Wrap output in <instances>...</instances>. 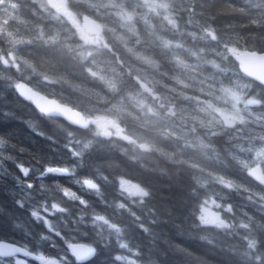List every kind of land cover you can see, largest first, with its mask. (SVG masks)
Wrapping results in <instances>:
<instances>
[{
	"label": "trees",
	"instance_id": "1",
	"mask_svg": "<svg viewBox=\"0 0 264 264\" xmlns=\"http://www.w3.org/2000/svg\"><path fill=\"white\" fill-rule=\"evenodd\" d=\"M118 4L130 14L127 25L114 13ZM83 16L102 26L91 41ZM0 22V213H8L0 240L49 259L66 254V239L103 248L99 229L74 223L99 213L122 229H104L110 246L99 264H112L113 251L124 264H264V186L249 174L250 148L264 145V85L234 54L264 52V0H0ZM20 81L102 127L46 116L18 94ZM225 89L254 100L248 119L212 128L188 115ZM49 166L74 171L42 175ZM85 178L100 192L77 183ZM142 188L151 193L143 204ZM24 197L28 213L39 207L56 228L16 212L13 200ZM207 200L219 223L202 220Z\"/></svg>",
	"mask_w": 264,
	"mask_h": 264
},
{
	"label": "snow or ice",
	"instance_id": "2",
	"mask_svg": "<svg viewBox=\"0 0 264 264\" xmlns=\"http://www.w3.org/2000/svg\"><path fill=\"white\" fill-rule=\"evenodd\" d=\"M0 143H3V141L0 140ZM17 167L19 168V171L23 174V176L27 177L29 175V171H30L29 167H25L23 165H17ZM73 171L74 169H71L69 167L49 166L43 169L41 174L42 175L47 174V173L70 174ZM77 183H79L82 187L86 186V188L90 190H95V187H96V184L93 182V179H89V178L79 180L77 181ZM21 187L23 188L24 185L22 184ZM26 187L28 189H32L33 186L31 183H29L27 184ZM64 196L70 198L72 201L80 200L78 196H76L73 192L68 191V190H64ZM26 200H27V197H24L23 199L13 200V204L15 205L16 212L22 215L27 214L26 216L29 218L27 221L28 223H31L30 218H35L36 221H41L47 224L49 229L56 228L55 224H50L46 220H44V218L40 215L39 207H34V210L28 213L27 205L25 203ZM41 207H44L45 210H47V205H42ZM51 208L57 210L60 213L65 212V208L59 207L57 203H53L51 205ZM22 209L24 210L23 212H21ZM7 218H8L7 211L0 213V224H2V222L5 221ZM86 221H90V217L81 215L79 219L74 221V223L85 224ZM16 227L21 228L22 225L17 224ZM92 227L94 229H99L96 231V236L99 241L103 242L104 244L103 248L97 247V244L93 242L79 243V242H75L74 239L64 240L66 247L68 248L70 253L75 257V259L80 262H86V264H89V262L94 261V258L100 253L101 250L106 251V249L110 246L107 243V238L105 236V232H104L105 228L115 229L117 233L119 232V228H114V227L105 225L99 220L92 223ZM58 234L60 235L59 231L56 232V235ZM0 238H3V237H0ZM43 239L47 240L49 239V237L45 236L43 237ZM54 246L55 245H53V247ZM117 247L119 249L125 248L124 244H119L117 245ZM21 253L23 257H31L32 260L39 261V264H57V261L60 259V257L59 259H49V258H46L45 255L39 254V253L33 254V252L30 251L26 245L13 246L10 243H0V258H11L15 254H21ZM110 259H111L112 264H124V261H125V257L116 251H113L112 253H110ZM8 264H13V262L9 260ZM15 264H26V262L23 260H16ZM64 264H67V260L64 261Z\"/></svg>",
	"mask_w": 264,
	"mask_h": 264
},
{
	"label": "rangeland",
	"instance_id": "3",
	"mask_svg": "<svg viewBox=\"0 0 264 264\" xmlns=\"http://www.w3.org/2000/svg\"><path fill=\"white\" fill-rule=\"evenodd\" d=\"M65 0H56V5L64 4ZM54 4V3H53ZM62 8V7H61ZM114 13L120 18V20L127 25L129 23L130 14L124 12L119 6L114 10ZM80 26L83 32V38L85 41H91V37L93 35L99 34L102 30L101 24L95 19L89 16H83L80 19ZM2 29V25L0 22V31ZM91 46V44L89 43ZM91 48V47H90ZM15 60V59H14ZM16 62V61H15ZM244 94L239 90H229L225 89L222 94H214L211 98H209L204 103L195 104V108L193 109L195 112H188V115L196 119L198 121H203L209 127L214 128L217 124L221 123L223 125H233L236 122H243L245 119L249 118L247 111L251 112L249 106L253 103L252 98H244ZM88 118H92L94 122H96L97 127H102L103 121L97 120L94 117L87 116ZM253 150L252 153V162H254V166H260V162L264 160V145L257 148H250ZM251 166L249 170L252 168ZM124 187L131 192H134L133 185L124 181ZM216 204L213 200H207L206 203L202 207V216L203 221L208 223H219V216L217 211H215ZM16 260H23L26 264H36L34 262L29 261L25 258H14L12 260L13 264H15Z\"/></svg>",
	"mask_w": 264,
	"mask_h": 264
},
{
	"label": "water",
	"instance_id": "4",
	"mask_svg": "<svg viewBox=\"0 0 264 264\" xmlns=\"http://www.w3.org/2000/svg\"><path fill=\"white\" fill-rule=\"evenodd\" d=\"M234 54L243 72L264 85V52L235 50ZM16 90L21 97L30 100L33 105L46 116L62 118L69 124L82 129L88 128L91 124V119H88L82 111L74 108L70 104L60 101L56 97L48 96L25 81L18 82ZM249 174L255 181L264 186V182H262V180H264V172L260 166H253L249 170ZM0 243H10L13 246H20L19 244L5 240H0ZM17 255L23 257L22 253L15 254L14 256Z\"/></svg>",
	"mask_w": 264,
	"mask_h": 264
},
{
	"label": "clouds",
	"instance_id": "5",
	"mask_svg": "<svg viewBox=\"0 0 264 264\" xmlns=\"http://www.w3.org/2000/svg\"><path fill=\"white\" fill-rule=\"evenodd\" d=\"M94 182V180H93ZM262 182H264V180H262ZM96 184L95 187V191L97 193L100 192L101 190V185L97 182H94ZM139 196H140V203L143 204L145 203L147 198H150L151 193L149 192V190L147 188H142L141 191L139 192ZM79 204L81 205H86V207L83 209L85 212H89L91 211V205H87V201L84 199H80L79 200ZM117 208L123 210L125 209V204L124 203H119L116 205ZM231 209H229L230 211ZM107 214V211H103ZM133 216H135V213H133ZM90 222H91V227L85 225V224H80V226L83 228V230L86 233H90V230L93 228L92 227V223L96 222L97 220H99L100 222H102L105 225L114 227V228H119V232L122 231V229L113 221V219L107 214V215H101L99 213H95L93 215H90ZM59 236V234L57 235ZM65 244V243H64ZM125 247H127L126 244H124ZM97 247H99V245H97ZM66 249V254L64 256H61L60 259L57 261V264H64L65 260H71L72 264H76L77 260L75 259V257L71 254V256H69V250L67 247H64ZM105 256V253L103 250L100 251V253L94 258V261L89 262V264H99L100 260ZM74 257V259H72Z\"/></svg>",
	"mask_w": 264,
	"mask_h": 264
},
{
	"label": "bare ground",
	"instance_id": "6",
	"mask_svg": "<svg viewBox=\"0 0 264 264\" xmlns=\"http://www.w3.org/2000/svg\"><path fill=\"white\" fill-rule=\"evenodd\" d=\"M87 117V116H86ZM88 118V117H87ZM88 119H91V122H92V118H88Z\"/></svg>",
	"mask_w": 264,
	"mask_h": 264
}]
</instances>
